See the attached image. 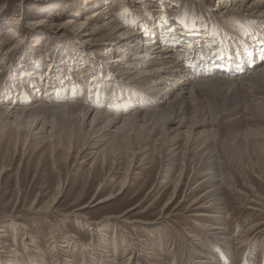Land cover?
Segmentation results:
<instances>
[{
    "label": "rangeland",
    "instance_id": "1",
    "mask_svg": "<svg viewBox=\"0 0 264 264\" xmlns=\"http://www.w3.org/2000/svg\"><path fill=\"white\" fill-rule=\"evenodd\" d=\"M222 4L220 0H0V107L81 102L85 106L98 103L103 110L117 112L119 102L127 97L126 93L119 96L123 88L118 89V79L111 78L118 71L109 69V65L117 67L113 60L126 49L117 43L120 32L142 31V21L149 28L147 32L157 26L159 31L167 28L175 34L176 25L188 21L191 13L195 26L207 36L213 27L222 26L219 24L221 9H225ZM98 9L103 16L85 21L87 15ZM109 22L118 28L109 30L105 27ZM161 24L163 27L159 28ZM143 39L147 38L143 36L140 40ZM201 41L197 39L199 46L206 47L214 39L200 44ZM178 43L173 47L175 50L180 47ZM136 54L131 57L136 58ZM262 63L264 60H260L258 68ZM249 69L245 67L243 74ZM244 100L241 98V103ZM49 119L48 122L56 123L53 116ZM65 124H55L52 133L38 138L27 127L19 133L9 126L0 127V231H4L0 232V247L4 245L5 250L0 254L4 259H11L8 254L13 249L17 250V261L12 258L14 263L10 264H30L29 249L34 248L40 251L38 264H55L56 255L65 249L61 240L70 234L75 236L74 240L68 237L72 241L69 254L72 264H103L109 258L112 264H189L191 257L196 259L207 253L205 247L193 248L195 243L210 240L201 237L194 228L191 211L182 209L201 192L198 189L184 196L187 188L192 187L185 186L190 167L175 198L176 202L183 201V206L171 211L168 214L171 219L164 220V227L156 229L154 223L160 208L169 198L181 169L179 164L175 167L171 186L165 189L161 178L169 162L160 154V141L150 146L148 164L130 157L134 147L144 146L143 137L137 134L133 147L125 146V157L118 164L120 170H116L111 150L107 152L106 163L98 162L90 169V155L81 158L90 135L80 130L78 123ZM230 128H222L223 137ZM222 141L220 138L217 145L223 172L235 189L243 193L239 195L221 186L228 218L226 226L235 242L230 258L234 264H264V209L260 212L246 209L247 199L254 195L264 205V159L241 156L236 162L222 149ZM129 166L130 184L120 195L109 202L82 208L93 197L97 201L116 192ZM60 186L62 194L55 209L45 213ZM160 193L164 196L154 203ZM34 200L35 206L30 209ZM76 200L79 202L73 204ZM125 211L128 212L120 217ZM77 242H81L84 250L77 247ZM94 247L98 248L96 257L86 263L81 250L93 253ZM132 247L136 250L135 257L128 259ZM215 252L218 254V250Z\"/></svg>",
    "mask_w": 264,
    "mask_h": 264
},
{
    "label": "bare ground",
    "instance_id": "2",
    "mask_svg": "<svg viewBox=\"0 0 264 264\" xmlns=\"http://www.w3.org/2000/svg\"><path fill=\"white\" fill-rule=\"evenodd\" d=\"M220 1L224 5L222 8H225L221 9L223 14L219 17L221 20L219 24L222 23V26L216 25L207 36L200 27L195 26V19L192 20L191 13H189V22L182 19L183 21L176 25L175 34H172V29L162 28L159 31L156 29L157 26L152 29V23L151 31L147 32L149 28L147 29L146 23L142 21H140L142 31L120 32L121 38L117 43L124 45L126 49L120 53L121 59L116 57L113 60L117 67L109 65V69L118 71L111 78L118 79L116 80L118 89L123 88L119 92L117 89L119 96L122 97V93H126L127 97V100L121 99L119 105L115 103L116 106L118 105L117 112L103 110V106L101 108L98 103H89L85 106L81 102H70L65 105L55 103L57 106L40 102L22 106L8 104L0 107L1 128L9 126L19 133L27 127L28 130L33 129L36 138L47 132L52 133L55 124L65 126V123H78V128L90 135L81 156L85 158L90 155L92 159L90 169L98 162L106 163L109 159L107 152L111 150L113 159L116 160V170H120L118 164L125 157V146L129 144L132 148L137 134L143 137L144 146L134 147L130 157L148 164L151 160L150 146L160 141L162 145L160 154L169 162L161 178V184L166 185L165 189L171 186V174L175 167L179 164L181 169L176 181L173 182L169 198L160 208L154 227H164L163 221L171 219L168 214L171 211H178L183 206V201L176 202L175 198L184 185L183 179L189 167L191 172L186 181L188 185L185 183V186L192 187L190 191L187 188L184 196L193 194L195 190H201L182 209L185 212L191 211L189 214L194 228L201 237L206 236L210 242L203 240L204 242L194 244L193 248L205 247L207 253L196 259L191 257L189 264H234L230 257L234 254L235 242L226 226L228 218L221 186L225 185L228 190L239 195L243 193L236 190L234 183L224 174L217 141L223 139L222 149L231 154L236 162H239L241 156L264 159V63L260 68L257 66L260 60H264V0ZM100 11V9L93 11L87 15L85 21L91 22L103 16V12ZM111 22L106 23L105 27L109 30L118 28L114 22ZM161 27L163 24L159 26ZM101 29L103 28H97V30ZM143 36L147 39L140 40ZM197 39L202 40L200 44L208 39L214 41L204 47L199 46L200 41L197 42ZM178 41L180 47L177 46L179 48L175 50L174 46ZM132 53L133 55L137 53L136 58L131 57ZM192 56H195L193 57L195 59ZM191 58L193 61L190 60ZM245 67L250 69L244 75ZM98 89L102 90L101 87ZM127 90H131V93ZM241 98L245 99L244 103H241ZM247 101L249 105H245ZM223 107L226 110H223ZM50 116L55 118L53 121L56 123L47 121ZM224 127H231L225 137L221 132ZM129 168L131 166L125 168L124 178L116 192H111L97 201L93 197L82 208L109 202L120 195L130 184L132 172L130 173ZM247 187L251 189L249 185ZM62 189L63 187H58L50 205L44 207L45 213L55 209L54 205L58 203ZM163 196L164 193L158 194L153 200L154 203H158ZM79 200L74 201L73 204H77ZM35 203L36 200L33 201L30 209L34 208ZM246 204V209L253 212L264 209V205L255 195L254 198L247 199ZM38 212L40 211L37 209ZM127 212L125 211L120 217ZM148 235L152 237V234ZM68 237L72 239L75 236L66 235L65 239L61 240L65 244H63L65 249L61 250V255L54 257L55 264L74 262L73 258H69L72 241ZM76 245L84 250L81 242H77ZM2 247L0 253L5 252ZM97 249L92 248L93 253H89V249L84 252L80 249L81 255L83 254L82 260L87 261L86 263L90 260L94 261ZM133 249L132 247L129 250L128 259L135 257L136 250ZM215 250H218V254ZM39 252L34 248L29 249L30 264L40 262ZM17 255V250L13 249L9 250L8 257H11L9 260L7 257L4 259L0 254L1 264L14 263L17 261ZM103 264H112V260L109 258Z\"/></svg>",
    "mask_w": 264,
    "mask_h": 264
}]
</instances>
